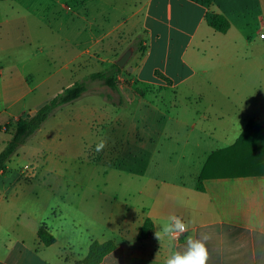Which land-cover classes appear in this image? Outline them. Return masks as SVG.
I'll list each match as a JSON object with an SVG mask.
<instances>
[{"label":"crops","instance_id":"obj_1","mask_svg":"<svg viewBox=\"0 0 264 264\" xmlns=\"http://www.w3.org/2000/svg\"><path fill=\"white\" fill-rule=\"evenodd\" d=\"M91 1L100 3L98 9L74 14L73 23L88 22L84 31L91 36L94 28L107 36L122 29L143 44L137 82L152 88L148 96L156 101L135 108V134L125 145L154 146L160 155L162 142L171 144L176 149L170 158L178 157L184 169L175 181L156 178L149 189L146 183L126 192L123 201L117 193L112 198L110 187L93 188L91 195L87 187L60 190L59 200L72 212L52 222L43 211L25 219L15 212L27 189L0 188V264H75L68 256L84 259L93 240L117 245L100 264H164L174 249L154 233L170 213L192 221L180 244L193 232L214 233L208 264H264V39L257 35L264 29V0H214L211 10L230 22L226 33L210 27L207 9L191 0ZM2 14L0 24L10 26L14 17ZM24 76L11 73L6 93ZM123 89L129 99L144 95L129 85ZM30 93L26 89L12 98L22 100ZM112 104L120 107L124 100ZM155 122H163L168 131L156 130ZM124 133L130 135L127 129ZM138 156L145 160L143 153L134 160ZM126 183L120 191H127ZM133 193L140 199L136 205L130 202ZM84 204L91 207L87 217ZM147 219L153 233L141 240ZM47 222L56 239L48 246L38 236ZM80 229L87 242L78 236ZM215 241L222 244V253Z\"/></svg>","mask_w":264,"mask_h":264},{"label":"rangeland","instance_id":"obj_2","mask_svg":"<svg viewBox=\"0 0 264 264\" xmlns=\"http://www.w3.org/2000/svg\"><path fill=\"white\" fill-rule=\"evenodd\" d=\"M91 2H0V13L14 17L10 26L0 24V127L4 129L10 121L14 124L19 117L35 113L76 82H85L87 86L85 95L56 110L41 129L28 138L7 164L8 171L0 175L1 189L11 192L27 189L25 200L15 206V212H20L22 219L26 218V214L35 212L33 215H36L38 211H43L45 218L51 219V222L61 218L63 212L70 215L71 206L59 200L60 190L69 193L87 187L88 195H91L93 188L110 187L112 198H116L117 193L123 201L127 197L126 192H135L132 190L146 183L149 189L156 178L175 181L178 172L184 169L182 162L178 163V157L170 158L176 149L171 144L162 142L160 155L154 146L142 148L135 142V146L125 145V140L132 139L135 134V110L156 101L148 96L153 89L141 87L137 82V58H141L143 44L140 37L126 35L122 29L107 36L101 28H94L91 36L84 31L88 22L73 23L74 14L87 15L88 10L92 14V10L98 9L100 3ZM111 20L113 24L117 23L114 18ZM128 50H132V55L118 78L121 93L112 92L103 83L88 78L90 74L108 69ZM65 65H69V69ZM11 73L25 76L6 93L4 88ZM127 85L131 91L141 90L144 95L129 99L123 89ZM26 89L31 90L26 98H12L13 94L18 96ZM120 97L124 104L114 106L112 101ZM155 128L168 131L163 122L156 123ZM3 129H0V152L10 141L14 126L7 131ZM126 129L130 134L127 137L124 133ZM101 139L107 143L103 150L97 152L96 145ZM129 142L133 144L131 140ZM141 153L145 155V160L140 161L142 158L138 156L135 161L134 157ZM126 181L127 191H120L125 188L121 185ZM130 199L131 205L140 202L134 193ZM84 205V216L87 217L91 214L88 210L91 207ZM48 224L42 226L51 234ZM64 226L70 227L68 223ZM82 230H79L78 236L87 242L88 235L85 237ZM68 257L73 258L75 264L83 260L71 254Z\"/></svg>","mask_w":264,"mask_h":264},{"label":"trees","instance_id":"obj_3","mask_svg":"<svg viewBox=\"0 0 264 264\" xmlns=\"http://www.w3.org/2000/svg\"><path fill=\"white\" fill-rule=\"evenodd\" d=\"M7 0H0L4 2ZM202 5L207 9L206 21L210 27L216 32L226 33L230 29L228 19L211 10L214 0H191ZM123 68H120L116 63L112 64L108 69L102 72H96L89 75L90 80H95L103 83L111 90H117L119 87L118 78L121 75ZM158 75H161L158 73ZM87 92L85 82H76L68 88L63 89L61 93L49 100L45 105L39 108L35 113L19 117L14 124L9 122L5 126V131L9 127L14 126V131L11 133V139L8 141L5 148L0 152V175L8 171L7 164L17 152V150L25 144L32 135L37 133L42 125L50 118V116L61 107L73 103L80 99ZM2 130L3 127H0ZM3 129V130H4ZM197 188L202 190L203 187L198 184ZM153 233V224L147 219L141 229L139 239H146ZM38 236L41 242L45 245L55 243V238L47 232L44 226H41L38 231ZM116 242L113 240L100 243L93 240L88 255L77 264H100L107 255L116 249Z\"/></svg>","mask_w":264,"mask_h":264},{"label":"clouds","instance_id":"obj_4","mask_svg":"<svg viewBox=\"0 0 264 264\" xmlns=\"http://www.w3.org/2000/svg\"><path fill=\"white\" fill-rule=\"evenodd\" d=\"M107 141L101 139L96 145V151L104 149ZM192 221L186 222L184 218L175 213H170L165 222L158 226L155 231V238L161 242L167 240L172 251L167 256L164 264H208L210 252L208 245L214 241V233L201 231L198 234L193 232L185 237V242L180 244V237L189 232V225ZM217 248L222 253V244L215 241Z\"/></svg>","mask_w":264,"mask_h":264},{"label":"water","instance_id":"obj_5","mask_svg":"<svg viewBox=\"0 0 264 264\" xmlns=\"http://www.w3.org/2000/svg\"><path fill=\"white\" fill-rule=\"evenodd\" d=\"M131 55H132V50H128L119 60L116 61V64L120 68H123L128 62Z\"/></svg>","mask_w":264,"mask_h":264},{"label":"built area","instance_id":"obj_6","mask_svg":"<svg viewBox=\"0 0 264 264\" xmlns=\"http://www.w3.org/2000/svg\"><path fill=\"white\" fill-rule=\"evenodd\" d=\"M257 35H258L261 39H264V29H263V28L258 29V31H257ZM180 238H181V237H180Z\"/></svg>","mask_w":264,"mask_h":264}]
</instances>
